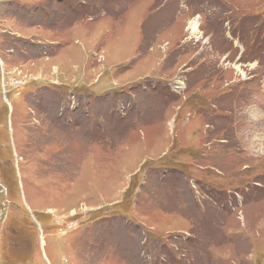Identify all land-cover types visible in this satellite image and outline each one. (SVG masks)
Instances as JSON below:
<instances>
[{"label": "rangeland", "instance_id": "rangeland-1", "mask_svg": "<svg viewBox=\"0 0 264 264\" xmlns=\"http://www.w3.org/2000/svg\"><path fill=\"white\" fill-rule=\"evenodd\" d=\"M0 264H264V0H0Z\"/></svg>", "mask_w": 264, "mask_h": 264}, {"label": "bare ground", "instance_id": "bare-ground-1", "mask_svg": "<svg viewBox=\"0 0 264 264\" xmlns=\"http://www.w3.org/2000/svg\"><path fill=\"white\" fill-rule=\"evenodd\" d=\"M196 24H197V23H193V27H192V28H193V33H194V34L197 32Z\"/></svg>", "mask_w": 264, "mask_h": 264}]
</instances>
